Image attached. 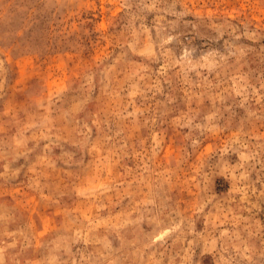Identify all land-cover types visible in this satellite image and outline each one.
<instances>
[{
    "label": "rangeland",
    "instance_id": "obj_1",
    "mask_svg": "<svg viewBox=\"0 0 264 264\" xmlns=\"http://www.w3.org/2000/svg\"><path fill=\"white\" fill-rule=\"evenodd\" d=\"M0 264H264V0H0Z\"/></svg>",
    "mask_w": 264,
    "mask_h": 264
}]
</instances>
